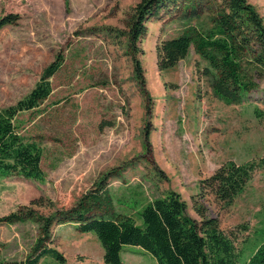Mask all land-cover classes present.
I'll return each instance as SVG.
<instances>
[{
	"label": "rangeland",
	"instance_id": "374dc122",
	"mask_svg": "<svg viewBox=\"0 0 264 264\" xmlns=\"http://www.w3.org/2000/svg\"><path fill=\"white\" fill-rule=\"evenodd\" d=\"M139 1L0 0V18L14 21L0 29V109L63 58L50 97L18 117L21 133L43 150L44 181L0 179V218L19 208L42 215L69 208L106 176L116 212L137 220L143 205L173 191L188 216L199 221L202 209L236 237L243 264L263 239L264 76L241 104L214 97L180 34L214 25L223 0H188L146 23L139 84L123 36ZM248 2L264 20V0ZM38 235L33 222L0 223V261H22ZM51 248L64 261L39 264H104L95 235L74 224L53 228ZM121 258L156 264L134 246H124Z\"/></svg>",
	"mask_w": 264,
	"mask_h": 264
},
{
	"label": "trees",
	"instance_id": "16d2710c",
	"mask_svg": "<svg viewBox=\"0 0 264 264\" xmlns=\"http://www.w3.org/2000/svg\"><path fill=\"white\" fill-rule=\"evenodd\" d=\"M188 0H140L126 20L128 55H131L137 82L144 84L143 71L136 53L146 35V23L161 10ZM224 9L209 28L189 27L180 39L187 41L200 63L201 75L208 81L212 94L225 105L243 103L256 91L264 76V20L248 0H223ZM9 16L0 18V29L13 24ZM120 37V35H119ZM130 51V52H129ZM63 64L57 56L47 65L38 82L13 106L0 109V179L20 177L42 183L43 150L20 131L18 117L35 111L51 93L50 79ZM105 177L95 183L69 208L49 215L19 208L0 218V223L13 225L33 222L38 225V238L22 261H0V264H39L50 258L57 263L63 256L52 244V230L57 225L74 224L82 234L92 233L103 250L104 264H124V246H134L150 254L156 264H240L235 236L219 228L216 218L206 217L198 209L200 220L187 215L180 196L169 191L147 202L136 211V219L115 211L113 199L105 186ZM264 227V218L262 221ZM243 264H264L263 239Z\"/></svg>",
	"mask_w": 264,
	"mask_h": 264
}]
</instances>
